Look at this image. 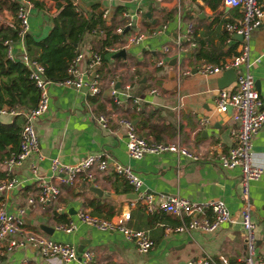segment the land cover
I'll use <instances>...</instances> for the list:
<instances>
[{"label":"crops","instance_id":"obj_1","mask_svg":"<svg viewBox=\"0 0 264 264\" xmlns=\"http://www.w3.org/2000/svg\"><path fill=\"white\" fill-rule=\"evenodd\" d=\"M36 1L38 5L32 4L29 11L26 32L34 40L48 33L50 17L56 11L53 0ZM121 1H136V8L135 13L129 14L127 7L133 3L116 5L122 7L114 19L118 24L122 21L117 27H127L123 33L132 34L138 30L142 39L137 44L124 46L121 34L120 49L125 52L116 59L112 56L119 50L116 45L103 53L104 49L100 51V31L95 29L82 34L74 44L76 52L82 55L78 68L86 70L91 52L101 56V63L93 70L99 79V92L89 95L83 89L55 81L48 85L47 111L34 123L41 158L33 153L14 167L12 174L17 184L2 193L0 200L8 213H13L15 207L24 208L23 220L27 229L68 243L76 250L82 245L81 251L88 250L92 255L87 264H182L200 255L215 259L222 257L231 264H239L245 256L244 234L239 224L242 202L239 169H223L213 158L215 153L231 147L228 128L232 121L229 110L221 114L215 111L214 98L220 89L231 91L236 75L248 71L264 108V15L250 32L248 62L251 64L235 68V78L232 79L230 73H224L228 69L203 75L196 71V66L202 62L217 64L236 53L240 40L224 31L225 23L240 17L236 8L225 5L223 0ZM72 3L79 9H75L76 12L87 15L79 8L87 7L86 0H72ZM258 3L264 9V0H258ZM212 4L215 8H211ZM116 6L109 9L108 16L101 5L97 6V12L102 18L110 19ZM123 12L132 18L124 17ZM14 21L13 12L0 3V24L10 25ZM188 23L192 27L193 45L184 40ZM153 30L157 32L152 33ZM177 43L182 46V51L177 49ZM163 46L168 48L166 53L162 52ZM10 48L14 58L25 52L20 39L12 41ZM159 59L163 61L156 65ZM110 80H114L119 90L128 86V96L120 95V103H115L109 94ZM98 114L107 117L106 127L96 124L94 117ZM12 117L0 116V119L9 121ZM119 117L130 119L140 137L177 143L195 153L198 159L189 160L169 152L129 158L124 128L116 122ZM200 117H207V123L199 126ZM250 145L253 163L262 168L260 177L248 184L250 218L255 224V253L259 255L264 253V232L260 222L264 216V125L252 136ZM99 151H105L118 162L128 165L141 178V189L151 193L154 199L167 195L199 202L219 199L231 215L230 222L221 223L209 232H167L166 227L177 225L179 219L165 212L145 213L135 201L131 188L111 173L97 175L89 182L79 178L72 184L62 185L58 195L44 206L26 204V198L36 191V177L47 179L51 175V158L62 163H75L85 155ZM0 170L4 171L2 162ZM91 186L99 189L101 194L90 191ZM79 209L102 217L128 211L125 225L144 231L152 241V247L140 253L120 233L99 231L80 223L75 215ZM59 214H64L65 221L74 222L75 228L70 233L55 229L60 223L57 222ZM38 224L51 227V235L43 233ZM0 264L81 263L79 259L69 262L53 257L45 259L34 247L25 246L4 253Z\"/></svg>","mask_w":264,"mask_h":264},{"label":"built area","instance_id":"obj_2","mask_svg":"<svg viewBox=\"0 0 264 264\" xmlns=\"http://www.w3.org/2000/svg\"><path fill=\"white\" fill-rule=\"evenodd\" d=\"M15 2V19L17 22V37L22 40L23 35L28 29V15L32 8L30 0H12ZM224 4L236 8L240 17L235 21L224 24V31L227 35L234 33L240 35L238 49L230 58L221 61L218 64L198 63L196 71L200 74H216L226 69H235L245 64L248 67V41L250 32L255 28L264 15L258 3V0H223ZM79 11L78 8H75ZM124 17L132 18L126 12ZM122 27H117L115 33L122 34L124 46L137 44L142 39V34L138 30L132 34L123 33ZM157 31H152L155 33ZM192 27L188 23L184 33V40L193 45L191 41ZM180 51L182 46L177 43ZM8 43L7 56L15 59ZM168 51L167 46L162 47V52ZM82 55L75 53L65 69V77L55 82L72 87L74 89H83L89 95H95L99 92V79L93 72L94 68L101 63V56L97 52H91L86 65V70L78 68V62ZM28 71V77L33 82L37 97L34 106L28 111L22 113V122L17 137V146L15 150L9 151L8 156L2 161L4 167V178L0 180V195L17 184L12 171L14 167L21 164L31 154L35 153L40 159L38 153V141L34 130V123L48 108V85L53 80L47 78L44 74L43 66L27 56L24 52L18 59ZM159 59L156 65L162 63ZM88 73H91L89 76ZM109 94L115 103H120L119 96L126 97L128 86L121 90L115 87L114 80L109 81ZM215 111L225 113L229 109L232 125L228 128V136L231 140V147L225 152L215 153L214 157L223 169H239V187L242 197L240 208L239 224L244 234L245 256L239 264H264V253L256 255V237L254 233L255 224L250 218V204L248 201V184L250 181L257 180L262 168L252 161L250 140L252 136L264 125V108L254 80L248 71L239 73L235 78V86L231 91L220 89L215 98ZM19 111L0 107V116H14ZM96 124L102 128L106 127L108 119L103 114L94 117ZM119 126L124 128L126 155L131 159H139L146 153H173L178 157L189 160L198 159L197 155L190 152L185 147L177 143L157 142L140 137L126 117H119L116 120ZM207 123V117H200L198 125ZM51 175L44 179L36 177V191L33 195L26 198V204L30 206H44L53 200L59 193V187L69 185L81 178L84 181H92L97 175L113 174L121 178L131 188L135 195V201L142 207L147 214L156 212H165L174 215L179 219V223L173 227H166L167 232L183 233L190 230H199L209 232L218 225L230 222L231 215L226 209L224 203L219 199L208 201H194L179 195L160 196L154 199V196L141 189V178L128 166L112 158L105 152L99 151L88 154L75 163H62L57 158H51L49 164ZM31 172L35 173V167L31 166ZM57 210H60L57 208ZM24 208L15 207L13 213H8L4 202L0 200V258L8 251H12L25 246L34 247L42 258H57L62 262H69L79 259L81 264H87L92 255L88 250L78 253L74 246L55 241L39 233L31 231L24 225ZM78 221L88 227L105 232H118L126 240L135 245V249L140 253L147 252L152 247V241L142 230H135L125 225L129 217L128 211H123L118 215L111 217H102L92 215L85 210L79 209L75 212ZM75 228L73 221L68 220L55 225V229L64 233H70ZM182 264H231L222 257L217 259L210 255H200L185 260ZM238 264V263H236Z\"/></svg>","mask_w":264,"mask_h":264},{"label":"trees","instance_id":"obj_3","mask_svg":"<svg viewBox=\"0 0 264 264\" xmlns=\"http://www.w3.org/2000/svg\"><path fill=\"white\" fill-rule=\"evenodd\" d=\"M30 1L36 6L39 3L36 0ZM53 1L56 11L50 17L51 27L48 33L37 40L27 33L22 38L25 53L43 66L47 78L57 81L65 77L66 66L77 51L74 44L79 41L83 33L95 29L101 32L100 51L104 49L102 53L114 45L117 49L121 48V34L114 33V29L122 21L120 20L118 24L114 19L122 7L116 6L113 16L106 19L97 12V4L92 5L89 14L84 16L76 12L72 0ZM0 3L13 12L15 17L14 1L0 0ZM210 6L215 8V4ZM17 31L16 19L10 25L0 24V107L19 111L9 121L0 119V163L8 156L9 151L15 150L23 119L22 113L34 106L37 97L36 88L28 77L27 69L18 60L19 58L12 59L7 56L8 43L18 39ZM116 59L119 58L116 57ZM132 111H134L133 108ZM3 178L4 171L0 170V180ZM65 220L64 214L57 216V222L63 223L66 222Z\"/></svg>","mask_w":264,"mask_h":264},{"label":"rangeland","instance_id":"obj_4","mask_svg":"<svg viewBox=\"0 0 264 264\" xmlns=\"http://www.w3.org/2000/svg\"><path fill=\"white\" fill-rule=\"evenodd\" d=\"M86 2L88 3L86 8L80 7V10H82L84 13L89 14L90 12V8L92 5L97 4V5H101L102 9L107 10V16L109 14V9L113 8L116 5H122V6H126L128 5L129 1H121V0H86ZM129 3H133V5L128 6L127 7V11L129 14H133L135 13V8H136V1H131ZM135 19L132 20V25L134 24Z\"/></svg>","mask_w":264,"mask_h":264},{"label":"water","instance_id":"obj_5","mask_svg":"<svg viewBox=\"0 0 264 264\" xmlns=\"http://www.w3.org/2000/svg\"><path fill=\"white\" fill-rule=\"evenodd\" d=\"M124 30L126 31V30H127V27H125ZM232 38L235 39V40H237V41H239V40H240V35L234 33V34L232 35ZM124 52H125L124 49H119V50H117L116 52H114L112 56H116V57H118V56H123V55H124ZM224 73H230V74H231V78H232V79L235 78L234 69H228V70H226ZM254 85H255V84H254ZM220 87H223V86L221 85ZM228 110H229V109H228ZM90 191H92V192H94V193H97V194H101V191H100L99 189H97L96 187H94V186H91V187H90ZM69 210H70V209H69ZM69 210H68V212H69ZM260 222H261V224H262V228H263V232H264V216L260 219ZM38 228H39L43 233H45V234H47V235H51V233H52V228H51V227H48V226H46V225L38 224ZM257 243H258V241H257ZM81 248H82V245H78L76 251H77V252H80V251H81Z\"/></svg>","mask_w":264,"mask_h":264}]
</instances>
